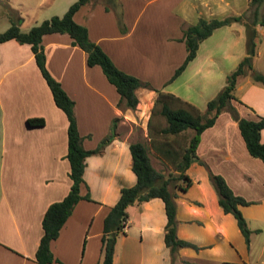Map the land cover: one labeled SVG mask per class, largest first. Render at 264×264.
Returning <instances> with one entry per match:
<instances>
[{
  "label": "crops",
  "instance_id": "0c3cea01",
  "mask_svg": "<svg viewBox=\"0 0 264 264\" xmlns=\"http://www.w3.org/2000/svg\"><path fill=\"white\" fill-rule=\"evenodd\" d=\"M64 1L60 13L71 3ZM218 9L216 0H88L75 10L73 19L85 25L88 37L118 68L148 82L149 86L134 90L136 109L118 103L113 84L98 65L86 64L85 52L71 43L67 33L41 36L47 70L73 100L82 145L93 148L112 131L111 140L101 150L84 158L82 178L91 200H77L50 241L52 256L58 260L51 264L101 262L102 218L120 187L135 181L127 146L134 140L127 139V133L113 132L111 125L133 122L140 109L150 112L156 95L151 87L171 92L202 110L223 85L225 74L245 54L243 24H224L203 38L193 58L167 80L185 55L182 29L199 17H216ZM256 26L259 40L252 67L264 74V27ZM233 92L240 100L234 103L239 115L264 116L263 83L246 73ZM30 116L43 117V123L28 125L25 119ZM66 126L65 114L54 104L29 44L12 38L0 42V264H37L34 253L43 211L48 203L63 197L70 183ZM259 134L264 137V126ZM195 153L235 194L249 200L239 206L250 229L249 241L245 243L233 215L218 204L205 166L193 158L185 169L191 183L185 189L173 188L175 232L199 247L181 246L177 257L198 264H264L258 258L264 238L255 240L258 255L251 251L256 238L251 234L262 232L264 225L250 222L264 223V163L247 154L236 122L226 111L200 132ZM126 212L124 232L116 236L111 264H171L163 242L162 200L134 201Z\"/></svg>",
  "mask_w": 264,
  "mask_h": 264
},
{
  "label": "trees",
  "instance_id": "16d2710c",
  "mask_svg": "<svg viewBox=\"0 0 264 264\" xmlns=\"http://www.w3.org/2000/svg\"><path fill=\"white\" fill-rule=\"evenodd\" d=\"M87 1L73 0L61 14H53L43 18L27 29H21L18 23L10 18L8 26L0 31V42L12 38L19 43L29 44L34 61L51 92L54 104L63 111L67 119L65 157L68 161L67 175L70 183L63 197L48 203L43 211L41 217L42 232L34 253L37 264H51L58 261L52 256L49 248L50 241L57 236L59 228L75 202L81 198L91 200L82 178L84 158L90 153L101 150L112 138V131H109L95 147L85 148L82 145V136L76 125L73 100L67 95L59 81L48 72L45 66L41 36L50 32L67 33L71 38V43L76 44L85 52L86 64L98 65L106 79L113 84L119 94L118 103L123 102L127 107H134L137 102L135 88L149 86L148 82L119 69L103 49L89 39L85 25L77 23L73 19L75 10ZM251 2L254 6L249 20L240 14L208 18L199 17L196 22L182 29L185 55L183 60L174 68L170 77L167 78L168 81L172 80L193 58L198 43L209 35L215 27L231 22L243 24L245 54L225 74L223 85L213 96L206 100L203 110L171 92L151 87L156 91L151 109L157 108V112L163 117V124L159 125L158 128L156 127L158 129L157 134L154 133L149 138L151 148L156 155L166 160L172 168L167 173L156 169L151 164L147 149L141 141L128 142L127 146L131 158L130 167L135 175V181L131 185L120 187L118 197L107 208L102 218L99 246L100 264H111L116 236L124 232L127 218L126 207L134 201H142L151 197H159L163 202L165 214L163 242L168 248L171 264H198L177 257L179 247L189 246L197 249L199 246L178 237L175 232L174 197L176 193L173 188L185 189L191 183L185 169L193 158L205 166L208 180L215 190L218 204L224 212H230L233 215L245 243L248 244L250 229L239 206L249 203V200L235 194L220 174L211 171L208 165L197 157L195 147L200 132L211 125L220 112L226 111L236 122L247 154L260 159L264 163V137L259 134L260 128L264 126V116L258 115L256 118H247L239 115L234 103L240 102V100L233 92L238 77L246 73H249L254 81L264 84V74L252 67V57L255 54L259 40L255 26L264 27V14L260 16L256 14V8L262 0H251ZM25 120L28 125H41L43 123V117L41 116H30ZM81 185L86 188L82 194L80 193ZM176 258L180 262L175 263Z\"/></svg>",
  "mask_w": 264,
  "mask_h": 264
},
{
  "label": "rangeland",
  "instance_id": "374dc122",
  "mask_svg": "<svg viewBox=\"0 0 264 264\" xmlns=\"http://www.w3.org/2000/svg\"><path fill=\"white\" fill-rule=\"evenodd\" d=\"M72 1L73 0H71V2ZM226 1L216 0L217 5L219 6V9H218L219 14L216 17H221V16L237 13V14H240L245 19H248V20L250 19L252 12H253L252 9L254 6L251 1L249 0H226ZM63 2L65 3L64 0H0V31L8 26L10 18L13 19L15 22H17L20 27L27 28L28 26L35 24L39 22L40 20H42L43 18L49 17L50 15H53V14L59 15L61 13L58 10L59 8H62ZM256 14L258 16L264 14V0H262V2L257 6ZM244 37H245V33H244ZM244 47H245V44L243 43V48ZM239 78L241 77L239 76L237 80H239ZM223 80H224V77H223ZM204 107H205V104L202 110L204 109ZM130 108H133V107H130ZM151 110H154V111L151 112ZM151 110L150 112L148 111L147 113L143 109H140V111L135 112L134 113L135 120H132L133 122L120 123L119 126L112 124L113 132L118 133L119 131L125 134L127 133L128 134V135L126 134L127 139L141 141L145 145L147 149V153L150 154L152 163L155 166V168L162 171L163 173H167L172 168L171 165L168 164L166 160L156 155L152 151V148H151L152 146L149 140L151 135H154V133L157 134V130H158L157 128L159 127V125L163 124V117L157 112V108L151 109ZM143 115L145 117H143ZM139 116L141 119H139ZM250 222L254 225L256 224L264 225V223L260 224L257 219L256 220L252 219L250 220ZM251 235L253 237H256L255 239L254 238L252 239L253 250L251 251L254 252L255 255H258L259 250H260L259 243H257L256 245L254 243H255V240L259 241L260 238H264V230H262V232H258L257 234L252 233ZM258 258L262 259V262L264 261V250L260 252V254L258 255ZM178 262L180 261L179 259L176 258L175 263H178ZM255 264H260V263L259 261H256Z\"/></svg>",
  "mask_w": 264,
  "mask_h": 264
}]
</instances>
